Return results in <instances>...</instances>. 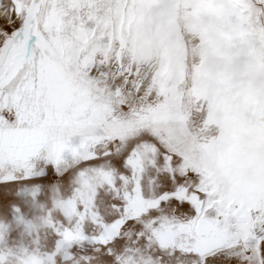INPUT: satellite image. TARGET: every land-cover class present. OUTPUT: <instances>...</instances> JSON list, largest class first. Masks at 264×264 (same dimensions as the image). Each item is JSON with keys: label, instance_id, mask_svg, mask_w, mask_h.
I'll return each instance as SVG.
<instances>
[{"label": "snow or ice", "instance_id": "snow-or-ice-1", "mask_svg": "<svg viewBox=\"0 0 264 264\" xmlns=\"http://www.w3.org/2000/svg\"><path fill=\"white\" fill-rule=\"evenodd\" d=\"M162 7L0 0V175L110 191L116 214L94 225H118L104 264H264V117L230 126L187 70L161 75L146 41ZM237 7L264 29V0Z\"/></svg>", "mask_w": 264, "mask_h": 264}, {"label": "rangeland", "instance_id": "rangeland-1", "mask_svg": "<svg viewBox=\"0 0 264 264\" xmlns=\"http://www.w3.org/2000/svg\"><path fill=\"white\" fill-rule=\"evenodd\" d=\"M163 4L146 47L182 80L187 70L194 91L210 100L234 127L255 126L264 117V29H253L238 0H153ZM30 171L0 175V240L29 242L37 230L69 227L76 232L110 220V191L96 195L77 174L32 184ZM12 181V182H10ZM84 208L81 210L80 205ZM84 226V227H83ZM80 230V231H81ZM87 230V229H86ZM46 233V232H45ZM165 246L172 243L162 240ZM158 264H187L184 257H146ZM97 263H104L103 259Z\"/></svg>", "mask_w": 264, "mask_h": 264}, {"label": "flooded vegetation", "instance_id": "flooded-vegetation-1", "mask_svg": "<svg viewBox=\"0 0 264 264\" xmlns=\"http://www.w3.org/2000/svg\"><path fill=\"white\" fill-rule=\"evenodd\" d=\"M52 226L43 231L37 230L33 240L27 243H6L0 240V264H99L97 260L102 259L99 254L100 246L109 243L118 229V225H114L99 234V228L94 225L76 232L68 226ZM161 243L165 245L164 241ZM118 264H133V261L131 258H118ZM136 264L144 262L138 260ZM148 264L158 263L148 259Z\"/></svg>", "mask_w": 264, "mask_h": 264}]
</instances>
